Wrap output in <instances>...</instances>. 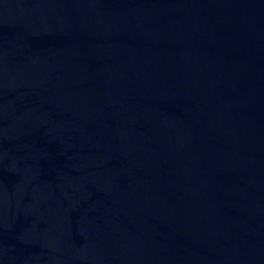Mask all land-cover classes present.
<instances>
[{
	"label": "water",
	"instance_id": "obj_1",
	"mask_svg": "<svg viewBox=\"0 0 264 264\" xmlns=\"http://www.w3.org/2000/svg\"><path fill=\"white\" fill-rule=\"evenodd\" d=\"M0 264H264V0H0Z\"/></svg>",
	"mask_w": 264,
	"mask_h": 264
}]
</instances>
